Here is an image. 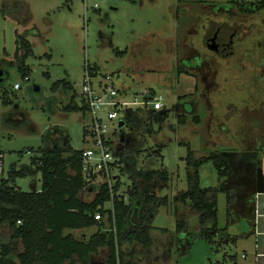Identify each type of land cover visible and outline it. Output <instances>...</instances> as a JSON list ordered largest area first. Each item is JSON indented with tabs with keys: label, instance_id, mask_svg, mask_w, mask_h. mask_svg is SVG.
Returning <instances> with one entry per match:
<instances>
[{
	"label": "rangeland",
	"instance_id": "1",
	"mask_svg": "<svg viewBox=\"0 0 264 264\" xmlns=\"http://www.w3.org/2000/svg\"><path fill=\"white\" fill-rule=\"evenodd\" d=\"M199 1L98 0L95 7L91 0L89 3L84 0H0V181L8 179L12 171L34 168L41 157L40 148L56 144L57 139L51 136L55 128L68 133L75 150L87 147L84 131L90 123L89 115L83 110L68 112L65 106L75 95L76 104L81 107L83 79L89 65L100 69V76H116L115 86L127 91V101L142 103L141 93L153 89L164 98L167 110L164 117L160 112L154 113L155 117L133 114L132 119L142 122L135 134L136 142L126 141L122 145L126 158L117 173L122 182L119 194L126 202H129L137 171L167 170L171 178L166 189H162L160 181L155 184L158 200L167 197L169 205L161 206L153 220L155 244L150 253L138 244L135 246L136 263L264 264L256 257V253L264 250L262 243L257 248V240L263 241L258 233L264 232V222L256 227V234L242 221L235 224V215L244 213V209L237 203L230 207L226 192L218 196L219 227L227 228L226 235L218 234L212 241L196 240L187 255L177 256L180 247L173 235L178 218H185L189 232L198 230V214L190 206L176 202V197L189 189L186 160L189 150L197 159L220 156L222 152H245L255 145L247 144L243 135L254 139L261 133V127L248 123L245 131L244 116L235 114L236 109L245 107L242 99L251 95L255 87L252 73L247 74L245 70L247 62L237 58L218 61L217 55L204 47L202 34L194 35L199 14L194 16L186 8L201 9ZM5 4L7 15L3 16L1 11ZM214 16L217 19V15ZM251 34L250 41L257 43L256 31ZM19 37H26L31 43L33 54L27 58L24 51L18 52ZM187 42L189 55L184 47ZM245 46L257 52L256 45H241ZM193 48L210 64L201 71L192 70L205 74V84L200 83L197 75L181 71L180 58L193 56ZM238 52L243 51L238 49ZM216 71L218 77L215 76V85L209 90ZM25 76L29 80H25ZM58 81L71 83L74 92L55 90ZM16 84L21 88L15 89ZM36 86L40 92L35 90ZM188 99L195 105L191 113L181 105ZM181 117L186 119L184 123L179 121ZM259 142L262 144L264 140ZM131 158L136 162L133 165ZM258 160L264 172L263 153ZM248 161L253 163L254 160L249 158ZM219 178L213 162L201 166L202 188L230 186V193L235 191L236 178L227 185H221ZM41 179L40 172L28 173L26 177H17L14 185L30 192L35 185L38 189L41 187ZM136 181L143 191L144 181ZM94 190L99 191V184ZM95 196L96 193L87 190L82 198L92 201ZM258 200L262 204L264 196L260 195ZM111 205L106 204V208ZM257 215L256 211L255 217ZM138 217L135 213L134 227L143 224ZM163 228L173 234L174 240L159 232ZM11 234L8 227L0 228V243L9 240ZM227 234L236 237L235 241L231 238L227 241ZM15 246L17 254L23 251L21 241L15 242ZM125 249L130 250L127 246ZM107 258L108 249L104 248L94 261L107 264Z\"/></svg>",
	"mask_w": 264,
	"mask_h": 264
},
{
	"label": "trees",
	"instance_id": "2",
	"mask_svg": "<svg viewBox=\"0 0 264 264\" xmlns=\"http://www.w3.org/2000/svg\"><path fill=\"white\" fill-rule=\"evenodd\" d=\"M6 9L5 4L1 11L3 16L7 15ZM17 44L18 52L24 51L26 58L33 54L31 43L26 37H19ZM87 67L92 76H97L96 68L89 65ZM21 69L24 70L22 67ZM59 88L74 92L72 84L66 81H58L54 89ZM75 99L74 95L65 110H83L85 113L84 106H78ZM133 114H149L153 117L157 115L144 110ZM159 114L164 117L167 110ZM131 119L132 117L129 118L130 123ZM185 120L184 117L179 119L181 123ZM51 136L52 139H57L56 144L40 148L41 157L35 165L36 168L25 167L24 170L12 171L8 179L0 181V228L8 227L12 231L11 238L0 243V264H92V255L99 254L101 248L108 249L107 264H137L134 260L135 246L138 244L150 253L155 244L152 236L153 220L161 206L169 205L167 197L158 200L154 193L155 184L159 181L163 183L162 189L169 186L171 178L168 171H137L136 179L144 181V190L139 188L135 179L129 191V202L119 194L120 182L114 187L113 193L104 184L92 201H85L82 198L83 193L91 188L95 189V186L89 187L84 178L81 150H75L68 133L60 129H53ZM186 160L189 189L180 193L176 202L190 206L198 214V230L186 232L185 218H178L173 236L180 247L177 253L179 257L187 255L196 240L212 241L218 234H226L227 228H220L218 222L220 193H227L230 207L235 202L234 194L223 188L201 187L200 168L205 163L215 164L220 182L229 176L231 167L226 164L223 156L197 159L190 149ZM39 172L42 176L39 189L35 185L32 191L26 192L14 185L17 177ZM109 202L113 204L112 209L106 208ZM98 213L106 216V221L97 220L95 215ZM135 213L143 220V224L137 227L133 225ZM230 222L231 220L228 223ZM91 227H98L99 232L87 241H79L74 235L65 234L66 230ZM161 231L169 233L167 229ZM227 236L229 241L231 236ZM231 239L235 241L236 237ZM17 241H21L23 245V251L19 254L15 246ZM126 246L130 250H126Z\"/></svg>",
	"mask_w": 264,
	"mask_h": 264
},
{
	"label": "flooded vegetation",
	"instance_id": "3",
	"mask_svg": "<svg viewBox=\"0 0 264 264\" xmlns=\"http://www.w3.org/2000/svg\"><path fill=\"white\" fill-rule=\"evenodd\" d=\"M199 2H202L201 9L197 8V10H194L186 6V10H190L194 16L199 14L197 16V26L196 28L194 27L197 33H194V35L202 34L204 47L208 51L216 54L218 61L237 58L241 60L240 62H247L248 65L245 66L246 73L250 74L251 72L253 77L252 83L255 87L252 94L250 95L249 93L242 99L245 107L238 111L236 109L235 114L238 113L241 114V117L244 116L245 131L249 127L247 126L248 123L250 126L261 127V133L254 139L252 137L248 138V135H243L245 141L247 140V144L255 145L252 149L246 150L245 152L240 151V153L237 151L230 153L222 152L221 156L225 158V162L231 167V171L229 176L223 178L221 184L227 185L234 180L233 178H236V183L232 182L235 186V191L232 192L235 196L234 203L239 204L244 209V213L235 215L237 221L235 224H238V221H242V223H246L250 232L253 231L252 233L256 234V227H260L258 218L256 221L258 215L255 217L256 211L258 214L260 202L258 200L259 194L256 191L258 182L257 175L258 169L262 168V164L259 163L258 158L262 153L264 154V142L262 144L259 142L260 139L264 140V0H226V2L224 0H217V2L216 0H200ZM187 4L189 3L187 2ZM208 6H210L209 9L207 8ZM213 14L217 15V19H215ZM254 31L259 36V40L255 44L253 41H250V37L253 36L251 33ZM213 40L216 41L215 46L217 45V49H213ZM244 44L250 45V47L256 45L255 49L257 52H251L248 46L243 47V50L241 45ZM188 45L187 42V45L184 46L185 53L189 52L187 55L191 53ZM193 49V56L180 58L181 71L191 75H197L200 83L202 84L203 82L205 84V74L193 73L192 70L201 71L202 68H206L210 64L206 62L204 55L198 53L197 49ZM238 49H242L243 52L239 54ZM215 73L208 85L209 90H211V86L213 87L215 85V76L217 75L218 77V72L216 71ZM181 105L190 113L194 111L195 105L192 99L183 101ZM141 124L142 122L137 118L132 119L130 126L125 129L122 135L124 143L126 141L136 142L135 134L140 129ZM239 154L242 155L240 156ZM249 158L254 160L253 163L248 161ZM131 163L132 165L135 163L133 159ZM230 189V186L225 187L227 192H231ZM256 202H258V205H256ZM254 208H256V211Z\"/></svg>",
	"mask_w": 264,
	"mask_h": 264
},
{
	"label": "built area",
	"instance_id": "4",
	"mask_svg": "<svg viewBox=\"0 0 264 264\" xmlns=\"http://www.w3.org/2000/svg\"><path fill=\"white\" fill-rule=\"evenodd\" d=\"M84 1L89 3V0ZM91 2L98 7V0ZM116 78L114 75L92 76L87 67L81 92V107L84 106L85 113L90 117V123L84 131V143L87 147L81 150L84 178L89 187H96L99 184L100 190L107 184L112 193L116 184L121 183L117 172H120L122 162L126 158L125 155H119L123 154L122 135L123 130L127 129L121 127V123L130 126L129 118L138 110L152 113L166 110L164 98L153 89H145L141 93L144 98L142 103L127 101L128 93L115 86ZM25 80L29 78L26 77ZM20 88V84L15 85V89ZM135 96L138 98L137 94ZM260 195L262 194L258 196ZM263 209L264 201L262 204L259 202L258 222H264ZM95 218L103 220L101 213L96 214ZM258 235L263 239L257 240L259 249V244L262 243L261 246H264V232H259ZM256 257L264 261V250L262 253H256Z\"/></svg>",
	"mask_w": 264,
	"mask_h": 264
},
{
	"label": "crops",
	"instance_id": "5",
	"mask_svg": "<svg viewBox=\"0 0 264 264\" xmlns=\"http://www.w3.org/2000/svg\"><path fill=\"white\" fill-rule=\"evenodd\" d=\"M96 71H97V76H99L100 74H101V71H100V69H97L96 68ZM155 91V90H154ZM122 142H123V140H122ZM123 144H125L124 142H123ZM136 163V162H135ZM122 183V182H121ZM95 190L93 189V188H91V190H90V192H93V193H98L99 191H95ZM109 203H111V202H109ZM109 203H107V205L109 204ZM112 204V203H111ZM113 208V204L111 205V208H107V209H112ZM158 214V213H157ZM157 216V215H156ZM139 219H141L140 218V216L138 217ZM106 220V216L105 217H103V221H105ZM152 226H153V223H152ZM164 229V228H163ZM104 231V230H103ZM155 231V229H153L152 230V236H153V232ZM197 231V230H196ZM97 232H99V228L98 227H91V228H86V229H83V230H66L65 231V234L66 235H69V234H72V235H74V237L77 239V240H79V241H87V240H89L90 239V237L92 236V235H94V234H96ZM105 232V231H104ZM159 232H162L161 231V229H159ZM186 232H189L188 231V228H186ZM167 235H169V237H172V239L174 240V237L171 235V234H168L167 233ZM153 238H154V236H153ZM257 248H258V244H257ZM104 248H101L100 249V252L103 250ZM99 252V253H100ZM98 254H94V255H92V264H99V263H96L95 261H94V259H95V257L97 256Z\"/></svg>",
	"mask_w": 264,
	"mask_h": 264
},
{
	"label": "water",
	"instance_id": "6",
	"mask_svg": "<svg viewBox=\"0 0 264 264\" xmlns=\"http://www.w3.org/2000/svg\"><path fill=\"white\" fill-rule=\"evenodd\" d=\"M216 44V41L213 40L212 41V46H213V49H217V45L215 46ZM1 76L3 77V74H1ZM35 90L37 92H40V88L38 86L35 87ZM121 127H126L128 128L129 126H125V124L122 122L121 123ZM257 193L258 194H264V172H263V169L262 168H259L258 169V175H257Z\"/></svg>",
	"mask_w": 264,
	"mask_h": 264
}]
</instances>
